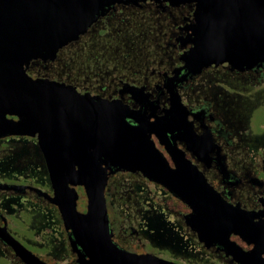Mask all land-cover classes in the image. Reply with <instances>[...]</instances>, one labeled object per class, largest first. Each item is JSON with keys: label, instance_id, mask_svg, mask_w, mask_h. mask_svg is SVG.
Instances as JSON below:
<instances>
[{"label": "water", "instance_id": "1", "mask_svg": "<svg viewBox=\"0 0 264 264\" xmlns=\"http://www.w3.org/2000/svg\"><path fill=\"white\" fill-rule=\"evenodd\" d=\"M150 3L195 5L197 27L187 39L192 47L182 56L191 73L220 65L264 68V0H0V136L38 139L54 197L37 192L58 207L76 264H181L115 243L105 192L110 176L121 171L142 174L187 205L184 222L206 248L223 246L236 264H264V211L223 199L176 143L166 146L173 166L157 147L153 135L165 144L167 132L177 130L180 109L187 113L179 96L152 122L117 99L28 72L35 61H56L116 6ZM77 187L86 196L84 212ZM232 235L253 248L243 250ZM0 239L22 263L49 264L6 227Z\"/></svg>", "mask_w": 264, "mask_h": 264}, {"label": "flooded vegetation", "instance_id": "2", "mask_svg": "<svg viewBox=\"0 0 264 264\" xmlns=\"http://www.w3.org/2000/svg\"><path fill=\"white\" fill-rule=\"evenodd\" d=\"M129 7L150 9L168 16L172 21L169 39L159 51L158 60L148 63L144 71L132 70L131 77L122 73L114 75L106 82L93 78L92 81L66 83L87 90L92 95L110 100L117 99L131 109L139 111L141 119L150 118L152 122L166 116V111L171 108L175 97L179 96L187 113L180 109L177 130L167 132L165 144H161L153 135L157 147L173 166L166 146L176 143L223 199L233 205L239 204L248 211H264V131L254 134L250 130L252 111L264 104V68L238 71L220 65L204 68L198 74L188 71L184 67L182 56L191 49L192 44L188 43L187 39L197 27L194 4L175 7L155 3L143 4L140 7L119 5L101 18L94 27L101 25L103 30L112 31L108 24L121 17L127 20L125 10ZM58 61L59 58L48 63L35 61L28 72L35 78L55 79L49 73ZM132 87L137 90L131 89ZM246 99L250 101V110L246 116L241 117L242 120L245 119V123L242 128L231 125L227 119V110L237 108L239 102ZM7 119L19 120L17 117L9 116ZM130 122L134 123V120ZM183 128L187 129L188 134H185ZM131 175L139 177L140 185L137 187L143 188V191H138V197H143L145 186L148 189L149 200L156 198L163 201L153 213L162 217L167 231L173 233V238L178 240L175 242L165 236L161 243H156L149 234V237H145L146 240L153 245L154 243L159 245L154 247L158 248L160 253L132 252L152 253L181 264H189L184 261H197L199 253L195 249L202 248V252L209 256L210 261L236 264L231 256L226 255L223 246L214 245L206 248L201 244L197 235L184 222V215L190 212L188 206L164 187L145 179L140 173L121 171L112 174L106 187L110 226L113 239L119 247L131 251V241L134 242V238H138L137 242H142L140 231L131 226L129 217L116 215L112 219L110 213V207L117 206V202L120 201L117 194L119 186L121 185V189L124 187L127 192L124 194L125 197L131 192ZM37 190L54 197V188L38 139L28 136H0V228L6 227L14 238L28 248V244L32 246L34 244L24 238L21 240L14 232L19 226L18 221L25 224L24 226L32 233H42L44 230L51 232L55 224H58L64 234V242L67 245L65 247L72 253L58 207ZM77 191L79 201L82 194L86 199L82 187H77ZM125 202L128 207L127 201ZM169 202H176V205L170 209ZM231 240L245 251L253 248V245H248L238 236L232 235ZM176 243L180 245L177 246ZM40 247L43 250L44 245ZM0 253V258L13 261L12 264H24L15 255L14 250L1 239ZM35 254L43 261H48L40 252ZM54 256H57L56 253Z\"/></svg>", "mask_w": 264, "mask_h": 264}, {"label": "rangeland", "instance_id": "3", "mask_svg": "<svg viewBox=\"0 0 264 264\" xmlns=\"http://www.w3.org/2000/svg\"><path fill=\"white\" fill-rule=\"evenodd\" d=\"M125 15L127 20L121 17L112 24H108L112 31L103 30L101 25L94 27L95 23L79 41L62 49L59 53V61L50 70L49 75L64 83L80 80L92 81L93 78L106 82L112 79L114 75L122 73L131 77L132 70L144 71L148 63L157 61L160 56L159 51L169 39V27L172 21L168 16L153 10H142L135 7L127 8ZM249 110L250 101L248 99L241 100L237 108L227 110V119L231 125H238L237 127L242 128L245 119L242 120L241 117L246 116ZM250 130L254 134H260L264 131V104L252 111ZM139 180L138 176L131 175V192L128 197L124 196L127 193L124 187L121 189V185L119 186L120 189L117 190V194L120 201L117 202V206L110 207L111 217L112 219L116 215L129 217L131 226L140 231L142 242L139 243L137 242L138 238H134L135 241H131V251L160 253V250L156 248L159 245L155 243L153 245L145 238L149 237L150 232L154 234L151 237L152 241L156 243H161L165 236L175 242L178 240L174 239L173 233L168 232L164 226L161 225L163 228L160 229V223L155 224L153 222V216L149 212L156 211L158 204H163V201L155 198L152 200L154 205L147 207L151 205V200L148 199V189L143 186L144 193L142 196L145 201L144 204L141 203L137 191H143V188L136 189L140 185ZM125 201H127L128 207L125 205ZM168 204L171 209V206L176 205V202H169ZM86 206L87 202L82 194L79 210L84 211ZM145 212L148 213V217L145 216ZM18 223L19 226L14 232L21 240L24 238L29 243L34 244V246L26 245L34 253L40 252L49 264H76V256L70 252L69 248L65 247V252L62 251L63 249H59V246H62L61 241H64V234L61 232L60 225L55 224L51 232L44 230L42 233H32L24 226L25 224L20 221ZM148 225L151 228L149 230L147 229ZM167 239L166 241H168ZM41 245H44L43 250ZM155 245L156 247H154ZM195 251L199 253L198 260L184 262L189 264H226L224 261H210L209 256L202 252V248L195 249ZM55 253L57 256H54ZM12 263L13 261L0 258V264Z\"/></svg>", "mask_w": 264, "mask_h": 264}, {"label": "trees", "instance_id": "4", "mask_svg": "<svg viewBox=\"0 0 264 264\" xmlns=\"http://www.w3.org/2000/svg\"><path fill=\"white\" fill-rule=\"evenodd\" d=\"M136 189H138V187H136ZM137 193H138V191H137ZM153 199H151V201H150V206H153L154 205V203H152L153 201H152ZM144 201L145 200H143V197H140V202L141 203H143L144 204ZM149 213H152V220H153V222L156 224V223H160V229H162L163 227L162 226H164V227H166V225H165V222H164V220L162 219V217L160 216V215H155L154 213H153V211H150ZM145 216L146 217H148L149 215H148V213H146L145 212ZM162 223V224H161ZM162 225V226H161ZM147 229L149 230V229H151L150 227H149V225L147 226ZM149 232V231H148ZM148 232H147V234H148ZM157 232V231H156ZM150 236L152 237V235H154L153 233H151L150 232ZM61 243H62V246H59V249H64V247L65 246H67L66 245V243L64 242V241H61ZM177 244V246L178 245H180V243H176Z\"/></svg>", "mask_w": 264, "mask_h": 264}]
</instances>
